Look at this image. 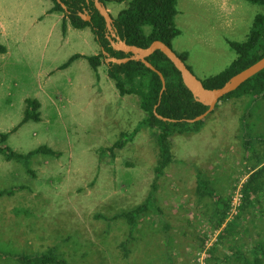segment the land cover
Returning <instances> with one entry per match:
<instances>
[{
    "label": "rangeland",
    "instance_id": "374dc122",
    "mask_svg": "<svg viewBox=\"0 0 264 264\" xmlns=\"http://www.w3.org/2000/svg\"><path fill=\"white\" fill-rule=\"evenodd\" d=\"M128 1L107 3L117 9L109 12L117 16ZM53 6L51 0H0L8 34L0 42L10 50L0 55V132L10 133L8 145L20 153L43 145L60 152L32 157L29 168L0 153V191H11L0 196V264H22L16 255L51 249L69 264H169V255L171 264H197L199 254L205 255L204 264H264V182L255 204L244 206L241 197L231 212L254 163L252 152L242 146L243 134L264 135V99H225L207 115L200 132L170 137L173 161L159 176L163 186L154 193L159 202L155 197L145 213L146 228L139 230L137 223L131 232L126 220L113 217L152 192L161 159L160 130L141 126L129 139L145 113L139 96L120 95L108 76L105 54L99 76L85 58L59 68L76 53L99 54L100 45L91 27L65 36L59 19L64 13L49 12ZM178 10L181 34L172 48L188 52L187 65L204 81L233 62L236 53L228 41L245 40L264 5L179 0ZM145 29L150 32L151 26ZM27 99L41 102V118L21 124ZM122 138L129 140L109 149ZM198 178L206 184L199 190ZM213 191L222 203L230 201L226 219L221 223L219 216L211 225L197 216L189 226L184 201L212 204ZM165 224L171 227L167 247L161 232ZM235 250L238 261L232 257Z\"/></svg>",
    "mask_w": 264,
    "mask_h": 264
},
{
    "label": "trees",
    "instance_id": "16d2710c",
    "mask_svg": "<svg viewBox=\"0 0 264 264\" xmlns=\"http://www.w3.org/2000/svg\"><path fill=\"white\" fill-rule=\"evenodd\" d=\"M54 6L50 12H63V32L67 31L68 24L78 29L91 27L94 32L95 39L100 47L107 51L111 56L116 58L129 57L121 50H115L109 39L108 30L104 17L95 7L93 0H61L68 7V12L62 7L58 0H51ZM107 5L109 2H123L126 0H101ZM253 4L264 5V0H246ZM179 0H129L126 8L119 11L117 16H113L114 25L118 35L130 45L146 48L153 41L160 40L170 47L172 41L181 34V29L177 26L176 17L179 14ZM88 12L91 15V21L84 20L80 13ZM150 25L151 31L146 32L145 26ZM1 34V33H0ZM229 46L236 53V58L222 72L207 77L203 83L209 89L222 87L232 76L242 70L253 65L264 57V13H258L253 21L252 27L243 41H228ZM7 52V47L0 42V54ZM178 53V52H177ZM186 62L188 52L178 53ZM84 57L81 54H75L65 62L61 68L68 67L73 61ZM91 67L97 75L98 69L103 63L105 55L100 52L97 55L85 56ZM150 61L165 78V88L159 74L148 68L142 61L131 60L124 64H108V75L115 83L120 95H137L140 97V107L145 113V118L130 134L129 139L137 135L141 126H151L158 128V141L160 147V163L155 169L156 178L152 184V192L146 200L132 209L121 211L116 214L113 219H124L129 225L130 231L133 232L138 223V219L145 213H148L149 207L155 200L154 193L157 191L159 176L164 174V169L173 161L170 137L175 134H192L198 133L204 126L206 117L197 122H188L187 119L204 114L208 110V106L197 101L192 92L185 86L182 81L179 70L173 62L160 50L155 51L149 56ZM190 68V66H188ZM191 69V68H190ZM251 95L255 99H264V69L244 82L238 89L230 92L222 98V101L236 96ZM27 110L21 122L25 123L29 120L40 121L41 102L35 99H27ZM218 107V105L216 106ZM157 111L163 117L177 120L169 122L159 119L155 115ZM10 133L0 132V153L6 160H15L23 162L28 168L30 159L36 155L43 154L48 156H60V152L43 145L26 154L20 153L12 149L8 145ZM129 139H121L116 142L110 150L119 146H123ZM124 140V141H123ZM242 146L245 152H252L254 163L251 167V173L248 180L242 188V204L247 206L255 204L258 200L259 191L263 184L264 178V135L250 136L244 132ZM30 170V169H29ZM206 185L201 182L200 186ZM11 191L1 190L0 196L9 194ZM212 196L216 201H220V197ZM225 206L221 210V223L226 219L230 210V201L223 203ZM220 223V224H221ZM255 247L254 251L257 252ZM1 255V252H0ZM22 264H69L67 260L59 258L53 249L47 253L37 255H16ZM258 260V258H256ZM172 263V260L169 259Z\"/></svg>",
    "mask_w": 264,
    "mask_h": 264
},
{
    "label": "water",
    "instance_id": "95a60500",
    "mask_svg": "<svg viewBox=\"0 0 264 264\" xmlns=\"http://www.w3.org/2000/svg\"><path fill=\"white\" fill-rule=\"evenodd\" d=\"M62 7L68 12V7L61 0H58ZM95 7L104 17L106 22L107 30L109 31L108 39L115 50L124 51L127 54H131L129 57L116 58L111 56L107 51L104 50V54L107 56V62L115 64H124L131 60L142 61L148 68L156 71L162 79L163 89L165 88V78L161 71H159L150 61L148 57L151 56L155 51H162L179 70L182 81L185 86L192 92L194 98L207 105L208 110L194 119H187L188 122H197L204 119L209 113H211L217 105L222 103V98L229 94L230 92L238 89L244 82L259 73L264 69V57L249 66L248 68L242 70L236 75L232 76L222 87L209 89L207 88L203 81L199 79L195 73L188 67L187 63L182 60L179 54L166 43L155 40L148 47H138L136 45H130L125 40H123L117 32L114 25V18L112 14L108 11L106 4L101 0H93ZM84 20L91 21V15L80 14ZM155 115L164 121L176 122L177 120L169 119L160 115L155 111Z\"/></svg>",
    "mask_w": 264,
    "mask_h": 264
},
{
    "label": "crops",
    "instance_id": "0c3cea01",
    "mask_svg": "<svg viewBox=\"0 0 264 264\" xmlns=\"http://www.w3.org/2000/svg\"><path fill=\"white\" fill-rule=\"evenodd\" d=\"M107 6V5H106ZM111 7L112 8H115V4H113V5H108L107 6V9H108V11L110 10L111 11ZM116 9V8H115ZM117 10V9H116ZM50 12V11H49ZM55 12H57V11H55ZM112 12V11H111ZM117 12V11H116ZM52 13V12H51ZM119 13V12H118ZM118 15V14H117ZM64 17V16H63ZM63 17H61L60 15H59V19H62L63 20ZM86 28H89V27H86ZM75 29H77V30H83V29H78V28H75V27H73L70 23L68 24V27H67V31H66V33L64 34L65 36H68V38H69V35L73 32V31H76ZM85 29V28H84ZM77 32V31H76ZM0 40L1 39H4L5 38V36H7L8 34H7V27H6V25L4 24V22L2 21V19H0ZM4 42V41H3ZM4 45H5V42L3 43ZM6 46V45H5ZM7 47V46H6ZM100 52H103V54H104V50L100 47ZM9 52H10V50H9V48L7 47V52L6 53H4V54H0L1 56H8L9 55ZM76 54H81V55H83L84 57H81V58H85L86 59V57L85 56H88V55H85V54H82V53H76ZM91 56V55H90ZM81 58H78V59H81ZM78 59H76V60H78ZM74 62V61H73ZM72 62V63H73ZM71 63V64H72ZM70 64V65H71ZM63 65V64H62ZM61 65V66H62ZM69 65V66H70ZM61 66L59 67L60 69H63V68H61ZM68 66V67H69ZM101 66H102V64H101ZM67 68V67H66ZM107 73H108V65H107ZM98 74L100 75V73H99V70H98ZM98 75V76H99ZM109 76V75H108ZM110 78V77H109ZM111 79V78H110ZM112 80V79H111ZM190 155H192V153L190 154ZM193 155H194V153H193ZM153 176V175H152ZM154 178H153V180H152V182H151V184H153V182H154V180H155V178H156V175H154L153 176ZM201 182H203V180L202 179H200V178H198V180H197V190H199V187H200V183ZM158 183H161V182H159V179H158ZM162 186L163 185H159L158 186V190H159V188L161 189L162 188ZM165 187H166V185H164V188L163 189H165ZM146 191V190H145ZM144 191V192H145ZM156 198H157V194H156V196H155ZM214 197V196H213ZM155 198V199H156ZM146 200V199H145ZM144 200V201H145ZM143 201V202H144ZM169 201V200H168ZM168 201H166V202H168ZM156 202L158 203L159 202V199L157 198L156 199ZM186 204H183L188 210H187V212L189 213V216H188V218H185L186 220V223H188L189 224V226L191 225V223H193V222H195L196 221V217L197 216H202V220L204 221V222H207V223H209V224H211V225H216L217 223H216V220L218 219V217L220 216L221 217V210H220V208L219 207H223L224 205H223V203L221 202V200L218 202V201H216V199L215 198H213V203L212 204H209V203H207L205 200H196L195 201V199L194 200H185L184 201ZM169 204H170V207H171V202H168ZM218 205V206H217ZM172 206H173V204H172ZM210 206H212L213 207V209H209L208 207H210ZM173 207H176L175 205L173 206ZM189 207H190V209H189ZM196 210H197V214L196 215H194V213H196ZM166 211H170V209H168V210H166ZM149 212V211H148ZM162 213V215H163V217H164V214H163V212L162 211H157V213ZM166 213V212H165ZM170 213H172V211L170 212ZM145 217H147L146 216V214L145 215H143L141 218H139L138 219V229L139 230H141V231H143L146 227H144L143 226V221H144V219H145ZM158 218V217H157ZM193 219H195V220H193ZM200 222V221H199ZM154 227V226H153ZM170 225H167V224H165V225H163L162 227H161V232L163 233V237H164V246L165 247H167L168 246V241L170 240V238L167 236V233H169L170 232ZM194 227H189V229H193ZM195 229V228H194ZM155 230L158 232V227H157V225L155 224ZM200 236H203L201 233H200ZM199 236V234H198V236L196 235V237H200ZM142 240H143V236H142V232H140V231H138V241H141L142 242ZM140 242H138V244H139ZM240 252H238L237 250H235L233 253H232V257H234V260L236 259V261H238L239 259H238V254H239ZM251 253H255V251H254V248H252V250H251ZM255 256H257L256 255V253L254 254V256L253 257H255ZM169 259H171V257H170V255L168 256V260ZM255 261H259V259L258 260H256V259H254ZM243 261H246L247 262V260L244 258L243 259ZM169 264H171L170 262H168ZM184 264V262H180V264Z\"/></svg>",
    "mask_w": 264,
    "mask_h": 264
},
{
    "label": "built area",
    "instance_id": "2783aa9c",
    "mask_svg": "<svg viewBox=\"0 0 264 264\" xmlns=\"http://www.w3.org/2000/svg\"><path fill=\"white\" fill-rule=\"evenodd\" d=\"M241 197L242 194L238 195V197L236 198V202H235V206L231 209V212L232 213H235L237 207L240 205V201H241ZM200 256H198L197 258V264H204V258H205V255L204 254H199Z\"/></svg>",
    "mask_w": 264,
    "mask_h": 264
}]
</instances>
